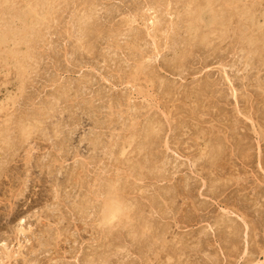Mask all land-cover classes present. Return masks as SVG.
<instances>
[{
	"label": "rangeland",
	"instance_id": "obj_1",
	"mask_svg": "<svg viewBox=\"0 0 264 264\" xmlns=\"http://www.w3.org/2000/svg\"><path fill=\"white\" fill-rule=\"evenodd\" d=\"M0 264H264V0H0Z\"/></svg>",
	"mask_w": 264,
	"mask_h": 264
},
{
	"label": "bare ground",
	"instance_id": "obj_2",
	"mask_svg": "<svg viewBox=\"0 0 264 264\" xmlns=\"http://www.w3.org/2000/svg\"><path fill=\"white\" fill-rule=\"evenodd\" d=\"M10 10V9H9ZM18 11V10H17ZM9 12V11H8ZM14 12V11H13ZM10 14V13H9ZM198 23V22H197ZM20 24V23H19ZM34 26V25H33ZM35 28V27H34ZM24 34V33H23ZM20 36V35H19ZM12 39V38H11ZM16 48H18V47H16ZM27 59V58H26ZM30 59V58H29Z\"/></svg>",
	"mask_w": 264,
	"mask_h": 264
}]
</instances>
